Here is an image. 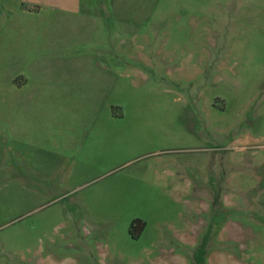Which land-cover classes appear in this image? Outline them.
Wrapping results in <instances>:
<instances>
[{
  "label": "rangeland",
  "instance_id": "obj_1",
  "mask_svg": "<svg viewBox=\"0 0 264 264\" xmlns=\"http://www.w3.org/2000/svg\"><path fill=\"white\" fill-rule=\"evenodd\" d=\"M146 1L0 17V264H264V0Z\"/></svg>",
  "mask_w": 264,
  "mask_h": 264
},
{
  "label": "crops",
  "instance_id": "obj_2",
  "mask_svg": "<svg viewBox=\"0 0 264 264\" xmlns=\"http://www.w3.org/2000/svg\"><path fill=\"white\" fill-rule=\"evenodd\" d=\"M94 1L97 0H0V17L11 14L15 18L20 12L22 18L30 19L33 15L41 17L46 14L47 9L53 12L63 11L67 14L79 15L95 9L93 8ZM23 3L28 7H24ZM145 3L147 4L146 0H112L111 7L115 13L133 11L132 13L135 14L147 11ZM100 8L105 13V7L100 6Z\"/></svg>",
  "mask_w": 264,
  "mask_h": 264
},
{
  "label": "trees",
  "instance_id": "obj_3",
  "mask_svg": "<svg viewBox=\"0 0 264 264\" xmlns=\"http://www.w3.org/2000/svg\"><path fill=\"white\" fill-rule=\"evenodd\" d=\"M24 7H28L27 4H22ZM217 204V202H216ZM140 226V230L143 228V224L139 220H134L130 227V232L134 238H137L139 233H134L133 230L137 229ZM217 229V223L213 222L209 225L208 233L203 237L201 242L198 244L195 252H194V260L195 264H206V256L208 252L209 244L212 240L211 233Z\"/></svg>",
  "mask_w": 264,
  "mask_h": 264
}]
</instances>
